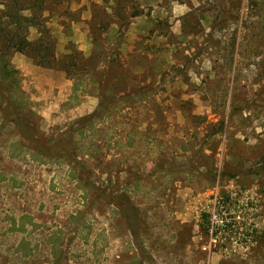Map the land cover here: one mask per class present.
Segmentation results:
<instances>
[{"label": "rangeland", "instance_id": "374dc122", "mask_svg": "<svg viewBox=\"0 0 264 264\" xmlns=\"http://www.w3.org/2000/svg\"><path fill=\"white\" fill-rule=\"evenodd\" d=\"M36 18L41 34L27 39L44 41L51 67L0 36L20 114L50 135L93 113L104 92L129 96L82 140L100 147L82 159L96 184L142 178L135 232L94 208L85 238L67 233L60 264H264V0H46ZM62 63H76L73 79ZM4 155L0 171L22 186L0 184V264H54L46 241L71 229L81 192L65 169ZM20 217L31 219L24 233L8 231ZM22 237L37 250L20 262Z\"/></svg>", "mask_w": 264, "mask_h": 264}, {"label": "trees", "instance_id": "16d2710c", "mask_svg": "<svg viewBox=\"0 0 264 264\" xmlns=\"http://www.w3.org/2000/svg\"><path fill=\"white\" fill-rule=\"evenodd\" d=\"M45 2L46 0H8L6 3L0 1V6L4 8L0 11V36L4 38L6 48L15 51L19 49L26 52L25 54L29 55L38 66L51 67V61L48 59V48L44 41L40 39L43 44L39 41L32 43L27 39L31 28H37L41 34V24L37 20L36 14L43 10ZM23 12H30L31 15L24 16ZM1 19L6 20V22L1 23ZM75 66L76 63H71V65L62 63L61 69L69 78L73 79L74 73H72L71 67L74 68ZM16 75L17 71L12 69L7 62V55L0 53V84L6 86L9 92L8 97L0 92V116L2 117L0 139L8 138L4 145L0 143V151H5L2 159L65 169L69 180L81 192L84 210H79L74 215L69 216L68 225L71 229L67 231L58 229L49 235L46 241L50 247L54 264H60L64 251L69 252V246L73 239L67 238L68 232L73 233L74 238H85L86 235H83V230L88 229L87 214L94 208H101V206L110 208L112 217L117 220L122 219L123 226L133 234L136 230L134 221L138 219V210L131 201V195L134 188H137L141 182V175L133 173L134 176L128 177L125 182L106 183L98 179L99 183L96 184L92 180L94 171L85 165L82 158L86 155L96 158L94 154L99 152V144L94 141L86 148L81 146L82 140L96 129L97 124L104 122L112 111L114 112L117 107L124 105L131 98L127 95L117 97L116 94L104 92L93 113L70 122L59 133L46 135L40 132L29 119L20 114L24 105L16 104L11 95V91L19 83ZM1 88L0 85V90ZM133 99H136V96ZM222 128V124H220L219 130L222 131ZM261 164L264 169V156ZM183 167L179 166L177 173ZM160 169L165 170L164 175L171 172L169 168L161 167ZM144 175L152 178L156 172H148ZM6 181L11 188L22 186V183H17L15 174L0 171V184ZM24 219L31 220L29 217H20L17 221L18 224H16L14 219H10L8 231L24 233V224L22 223ZM204 220H206V216ZM206 224L209 225L207 221ZM208 225L204 229L206 234L209 233ZM35 250H37V246L32 245L25 237H22L14 248V252L18 254L17 260L20 262L34 258Z\"/></svg>", "mask_w": 264, "mask_h": 264}]
</instances>
